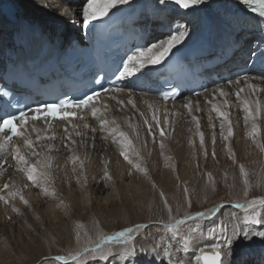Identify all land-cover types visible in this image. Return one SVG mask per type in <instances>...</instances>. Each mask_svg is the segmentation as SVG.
<instances>
[{
	"label": "bare ground",
	"instance_id": "1",
	"mask_svg": "<svg viewBox=\"0 0 264 264\" xmlns=\"http://www.w3.org/2000/svg\"><path fill=\"white\" fill-rule=\"evenodd\" d=\"M8 2H12L21 8L24 27L28 24H39L44 29L43 34L52 39V41L63 40L64 42H69L71 38L82 39L84 33L90 29L93 23L98 21H92L88 24L83 23L81 8L85 0H0V72L3 71L6 65V51L9 48H15L14 37L20 32L21 27L19 24H12L3 14L2 6ZM231 2L235 3L236 0H205L204 4L195 5L196 8L194 10L198 8L196 11L187 10L169 2L162 5L158 3V0H131L130 3H137L143 6L139 15V24L149 26L151 38L148 46L159 40L169 38L171 34H175L178 30L183 31L187 28L189 36L173 51L193 43L198 37L201 29L198 27L202 22L200 19L202 13L199 14V8H204L203 12H206L211 20L213 17V24L216 25V30H219L217 33L221 37L215 40L214 43H206L205 47L209 52L214 51L216 54H221L224 59L226 54L230 55L233 51L232 56L227 58L221 66V68H228L238 63L242 64L244 57L249 56V50L250 52L256 51L252 49L253 45L264 41V22L245 12L243 0H240V3L236 2L241 8L232 5ZM123 6L126 5L118 6V9ZM65 9L68 10V13H65ZM114 10L117 9H113L110 12ZM159 65H149L132 77L127 78L126 90L116 97L113 102L97 107L99 110L97 117L91 115L86 120H66L60 122L51 131H48L40 123H34L22 129L21 131L25 133V136L33 141V146L40 153V156L32 157L30 155V150L25 144L23 137H17L12 144H5L3 150H0V188L4 184H9L10 187L6 189L10 190V194L17 190L21 192L30 188H47L55 192H61L65 184H71L78 180L83 184H87L90 188L92 187L93 190L100 191L102 186L100 178H102V174L107 167L110 166L114 173H121V177H123L125 174L123 172L124 165L126 163L129 164L121 155L122 146L118 143L119 137L114 136L110 131L111 128L117 126L119 131L125 132L128 138L132 140V148L129 150L130 158L133 161L144 164V154L149 151L150 145L154 148L155 146L159 147L158 144L161 143L165 147L170 143H176V146H179L180 141L199 140L200 132H203L204 139L207 140H211L213 135L215 139L224 138L228 135L227 120L231 121L233 134L236 137L240 133L252 131L254 123L258 126L264 125V72H253L242 79H230L222 85H212L198 96L184 95L174 102H163L154 89L149 92L147 91L149 87L138 86L137 84L140 78L153 82L151 73ZM0 83H2L1 79ZM249 84L255 86V92L249 88ZM220 89L224 90L225 96L220 95ZM240 89H243V92L240 99H237L236 93ZM244 99H247L252 104L256 116L255 121L250 118L245 122L246 113L242 104ZM225 100H227V104H225ZM257 100L261 105V110L258 113L255 112V101ZM120 101H123V103L121 104ZM189 101H191V111L186 107ZM213 106L219 107L221 111L228 113L227 120L220 117L214 111ZM153 115L158 117L160 120L159 124L152 119ZM98 118H103L109 122V130L101 128ZM194 118L199 120V129L196 128V119ZM221 123L224 124L223 129L220 127ZM149 124L152 125V131L148 130ZM160 128L164 129L165 135L163 137L159 135ZM66 129L67 131H65ZM92 129H95V131H92ZM77 131L81 132L82 135L77 136ZM69 134H71L72 140H75V144H72L68 139ZM37 135L41 137L40 140L36 139ZM53 135L55 136L54 140L47 139V137ZM153 141H156L157 144L155 145ZM177 142L179 143L177 144ZM0 143H3V141L0 140ZM49 144L52 146L51 150H49ZM16 145L20 147L21 152L30 163H37V160L41 161L38 164V171L48 173L46 179L40 177L37 184H33L27 179V175L24 172L18 170L16 161L8 156L10 154L8 153L9 151H12L11 155H13L14 146ZM136 151H139V157L135 156ZM149 154L146 155L148 156L146 158L148 164L153 158V154L150 156ZM73 156L79 157V160L75 163L71 159ZM46 162H50V168L44 167ZM81 162L83 166H81ZM260 163V166L257 163H250L247 167L245 166V169L249 175L257 177L260 181V190L264 197V183H261V178L264 177V159H261ZM227 166L230 165L227 164ZM216 177L220 179L229 177L237 197L246 202L247 196H244L245 185L239 169V162L233 163V166H230L228 170L226 168V172L221 171ZM137 183L140 184L137 186ZM206 183L207 177L205 175L197 179L200 191L203 190V186ZM132 186L133 188L130 186L123 188L126 197L125 201L116 207L113 205L110 208L103 201H93L92 197L86 199L82 204H73L71 200H62L64 195L62 197L53 195V200L60 201V205H63L61 212H55L48 207L46 213L53 222L47 223L46 219L42 218L39 224L30 225L34 228V233L26 238L27 240L25 239L26 241L22 243L18 253L24 259L26 254L29 255V250L48 240L51 236V231L56 227L60 229L61 233L55 234L52 238L53 242L59 241V235H61L64 238L63 240L67 242L68 247L72 248L73 251L80 252L89 245L99 243L101 234L104 235L113 231L109 228L102 231L98 230V222L105 220V217H109L118 211L126 215L137 208L142 211V218L132 217L126 219L124 221L125 226L141 221L166 222L170 219L164 205L165 198L164 200L161 198V193L163 192L159 190L160 186L154 175L149 174L147 178L139 177ZM172 189L165 192L166 197L179 196V215L190 214V208L188 209L181 191ZM1 207L0 214H2ZM261 210L264 212V208H261ZM244 212L245 210L236 211L232 208L224 207L218 210L217 213L219 214L213 220H210V217L203 218L204 220H196H201L203 223L197 226L198 238L194 240V243L190 242L188 245L181 243L183 239L179 243L173 238L169 240L170 233H166L157 226H150L145 228L143 235L141 234L143 237L139 238L137 243H135V247L151 248L155 246L159 249L161 244H164L167 245V248L160 255L164 256L165 264H169V256L173 260L177 257L182 258L184 264H196L193 258L194 254H199L200 248L211 251L213 243L221 242L225 236H232L234 229L247 231L244 226L246 223ZM173 215L172 217H174ZM209 215L207 214L206 216ZM219 218H222L221 223L224 231L215 229L213 233V228H209V225L212 222H216ZM4 226L9 228L8 231H13V229L21 231L27 230L29 224L21 223L18 219L11 218ZM228 226L230 228H227ZM191 228L188 224L183 229L187 231L183 236H187L190 241L193 238ZM205 232H211V235L203 237L202 234L205 236ZM77 233H79V239L76 238ZM161 236L164 237L163 241L160 239ZM180 245H183L187 250L181 248ZM126 247L124 244L112 243L108 250L109 255L113 252L119 255ZM234 249L236 261L243 259L247 261V264H261V261L264 260V248L244 253L235 244ZM242 252L244 254H241ZM51 255H54V253L48 252L44 255H35L29 264H37L38 262L41 264L44 256L49 257ZM149 255L152 257L151 253ZM0 264H13V262L0 261ZM49 264L59 263L49 261ZM87 264H96V262L89 261ZM99 264H104L103 259Z\"/></svg>",
	"mask_w": 264,
	"mask_h": 264
},
{
	"label": "rangeland",
	"instance_id": "2",
	"mask_svg": "<svg viewBox=\"0 0 264 264\" xmlns=\"http://www.w3.org/2000/svg\"><path fill=\"white\" fill-rule=\"evenodd\" d=\"M231 4L241 8L236 2L235 4L234 2H231ZM196 10H198V8ZM204 10L205 9L202 7L199 8V14ZM200 19H202L201 15ZM201 24L198 28H201ZM209 25L211 26V30L205 43L211 44L221 37L218 35L219 33H217L219 30H216V25L213 24V17L212 20H210ZM250 132H245L243 134L240 133L237 137L233 134L229 136L227 140L223 137L215 139L214 144L212 139H204L203 146L200 144V139H192L186 142L182 140L184 142L180 141V143L177 142V144L179 143L181 145H179L180 147L178 145L176 146V143H174L175 145L170 143L169 145H166V147L164 146L165 148H161V144H158L159 147L155 146L154 148L150 145L149 151H146L144 154V164L134 161V163H139L141 168H146L147 173L139 171L135 169L133 165L126 163L123 171L125 174L121 177V173H114L113 169L109 166L106 170L110 173L112 178L111 180L105 179L104 170L102 178H100L102 180L100 191L96 189L93 190L92 187L90 188L87 184H83L78 180L71 184H65L64 189L61 192H55L52 189H48V193L45 194L44 189L42 188H30L21 191L25 199L29 201V203L25 205L18 196H10L9 189L1 187L0 196L7 197L9 203L5 204L3 200H0V206H2V214H0V261H10L13 262V264H29L35 255H44L48 252H53L54 255L49 257L44 256L43 258L47 257L49 261H55L59 264H87L89 261L101 262L102 255L109 254L108 250L110 249L112 242H103L100 249L95 252L91 251V248L95 243L85 247L90 249L87 253L84 252L85 248L80 252L73 251L72 248L68 247L67 242L63 240L64 238L61 235H59V241L53 242L52 238L55 234L61 233L60 229H57V227L51 231V236L48 240L41 242L35 248L29 250V255L26 254L24 259L18 253V249L22 243L27 240L26 238L34 233V228L30 225L39 224L42 218H45L47 223L53 222L46 213L48 207L55 212H61L63 205H60V201L53 200V195H56V197H62V195H64L62 200H71L73 204H82L86 199L92 197L93 201L105 202L109 208L113 205L116 207L118 204L125 201L126 197L123 188L129 186L133 188L132 185L139 179V177L147 178L149 174L154 175L157 179L158 185L160 186L159 190H161L164 195L161 196V198H163V200L164 198L167 199L168 205L172 208V215L174 214L173 216L176 219H180L184 215H179V196L176 195L169 198L165 195V192L171 188L175 191H181L188 209L190 208V214L194 215L197 212L207 213L209 210L214 213V215H205L198 219L204 220L203 218L210 217V220H213L220 213H217L218 210L224 207L232 208L236 211L245 210V217L250 215L252 210L246 211V209L236 206L237 203H245V200L242 201L237 197L229 177H224L223 179L216 177L221 171L226 172V168L228 170V168L233 166V163L235 164L236 162H239V165L243 164L246 167L250 163H257L259 166L261 165L260 160L264 159V150L260 147V145H264V125H259V133L255 136V139L249 136ZM153 143H155V145L157 144L156 141H153ZM153 143L152 145L154 146ZM176 147L177 149H175ZM150 148L153 150H150ZM229 149H231V154ZM205 151L207 152V156L204 154ZM11 152L12 151L8 152L10 153L8 156L12 158L13 155H11ZM213 152H215V155H213ZM148 154L149 156L153 154V158L155 157L154 159L152 158L149 164L146 160V158H148L146 155ZM232 154H234L235 160H233ZM227 164L230 166H227ZM208 173H211V180L208 177ZM204 175L207 177V183L204 184L203 190L200 191L199 185H197V179ZM248 177L251 187L247 189L248 195L246 201L253 198L263 197L260 190V181L257 177L251 175H248ZM139 184L140 183H137V186ZM185 189H187V192ZM188 200L191 201V206H189ZM13 208L19 209V211H14ZM257 210L262 211L259 207ZM132 217L138 219L142 218V211L137 208L135 211H132V213L127 215L122 214L120 211L113 213L109 217H105V220L98 222V230L112 229V232L104 234L105 236H108L128 227L136 228V232L132 234L135 237L134 244L137 243L139 238L143 237L142 235L146 230L144 226H147L146 228L157 226L161 230H164L163 228L165 225L163 223L161 224V221H141L125 226L124 221ZM9 218H16L21 223L29 224L28 231L25 229L21 231L14 229L13 231H8L9 228L4 226V224H7ZM221 219L219 218L216 222H212L209 225V228L220 229V226H222ZM201 220L196 222L189 221L187 222V225L189 224L191 227L197 228L200 223H203ZM102 223L106 225H103ZM137 225L140 227L137 228ZM187 225H183L179 233L172 236V238L175 240L180 239L179 241H181L182 237L184 238L183 235L187 233V231L183 230ZM244 226L249 232L254 230H264L260 225L251 224L249 222H246ZM227 228L230 227L228 226ZM139 229H142L143 232ZM161 230L159 231L161 232ZM210 235L211 232H205V236L202 234L203 237H208ZM181 243L184 244L182 241ZM236 245L239 246L244 253H250V251L264 248V242H262V238L260 237H255L251 242L241 239ZM180 246L185 249L183 245ZM243 252L241 254H244ZM76 253H80V256L78 259L72 260L71 257L76 256ZM195 255L193 259H195ZM58 257H68V259L61 260L58 259ZM147 258L149 260L151 259L149 254ZM156 258H160L156 259V264H160L161 259L164 260V256L162 257V255H158ZM103 262L104 264H107V262ZM37 264H39V262Z\"/></svg>",
	"mask_w": 264,
	"mask_h": 264
},
{
	"label": "snow or ice",
	"instance_id": "3",
	"mask_svg": "<svg viewBox=\"0 0 264 264\" xmlns=\"http://www.w3.org/2000/svg\"><path fill=\"white\" fill-rule=\"evenodd\" d=\"M131 0H85V3L83 7L81 8V16L84 24H88L92 21L100 20L103 17L108 16L109 12L113 9H118V6L121 5H129ZM237 3H240V0H236ZM158 3L160 4H166V0H158ZM175 3L177 5L182 6L184 9H189L191 6L194 5H202L205 3V0H175ZM243 4L250 6L251 11L253 13H257L259 18L261 20H264V0H243ZM65 13H68V10H64ZM189 36V32L187 28H185L183 31H177L175 34H171L169 38L159 40L155 43H152L150 46L147 47H138L134 49L133 53L131 55L127 56L126 62L122 64V71L119 72L118 79L124 78V77H132L135 73L140 72L142 69L146 68L149 65H159L163 61H165L166 58L169 57V55L172 53L173 49H175L178 45H181L186 38ZM258 48H261L259 52H256L254 54L264 56V41H261L258 45ZM249 88L252 89L253 92H255V86L252 84H249ZM105 92H108V89H104ZM243 92V89H240L236 93L237 99H240L241 93ZM219 93L221 96H225L226 93L223 89L219 90ZM7 95V93H5ZM100 96L99 92L92 91L90 95H84L83 98H63L59 99L56 102L52 103H43L38 104L35 108H29L28 111L19 110V114H13L11 112H3V114H0V134H4V143H0V150H3L5 143L11 144L14 137H23L25 140V144L27 145L28 149L30 150V155L32 157H39L40 153L35 150V147L33 146V141L31 139H28L25 136V133L21 131V128L24 127V125L28 122V120L31 118L32 120L42 119V118H51L53 120L55 119H68L70 117H76L77 111L79 109H86L90 105L91 107V113L93 117H97L98 109L93 105V101L96 100ZM122 104L123 101H120ZM225 104H227V100H225ZM243 104V110L246 113L245 115V122L248 121V119H252L255 121L256 116L254 114V109L251 103L247 99L242 100ZM133 103V107H134ZM151 107V105H149ZM188 107L189 111H191V101L186 105ZM214 111L220 116L223 117L225 120H227L228 113L221 111L219 107L213 106ZM68 109H75L73 111H69ZM261 110V105L259 101H255V112L258 113ZM30 113H32L30 117ZM143 115V114H142ZM99 123L101 125V128L104 130H109V122L103 118H98ZM152 119L159 124L160 120L158 117L153 115ZM196 119V128L199 129L200 124L198 118ZM147 123V121H145ZM228 128L227 132L228 135L224 137L225 140L228 139L229 136L233 134L231 121L227 120ZM75 127V126H74ZM87 127V125H85ZM221 129L224 128V124L221 123L220 125ZM148 130L152 131V125L149 124ZM67 131V129L65 130ZM92 131H95V129H92ZM110 131L114 134V136L119 137L118 143L122 146L121 155H123L124 159L128 161L129 164L133 165L135 169L139 171H143L147 173L146 168H141V165L139 163H134L133 159L130 158L129 150L132 148V140L128 138L127 134L123 131L118 130V126L115 128H111ZM259 133V126L255 123L253 124L252 131L249 133V136L253 137L255 139V136ZM77 136H81L82 133L77 131ZM159 135L163 137L165 135L164 129L160 128ZM200 136V144L203 146L204 144V134L203 132L199 133ZM37 140H40L41 137L37 135ZM48 140H54L55 136L47 137ZM68 139L71 141L72 144H75V140H72L71 134L68 135ZM213 144L215 143V136L212 137ZM161 148L164 147L163 143H161ZM49 150H51V145L49 144ZM261 149L264 150V145H260ZM229 152L231 154V149H229ZM205 156H207V152L205 151ZM139 151L135 152V156L139 157ZM213 155H215V152H213ZM233 160H235L234 154H232ZM12 159L16 161V166L19 171L24 172L27 175V179L31 181L33 184H37L38 179L40 177L47 178L48 173L46 172H39L38 171V164L41 163L40 160H37V163H30L29 160L26 158V156L21 152V149L18 145L14 146V152ZM73 163H75L77 160H79L78 156L71 157ZM142 159V158H141ZM7 163V161H5ZM81 166H83V163L81 162ZM45 168H50L51 164L50 162L44 163ZM240 172L243 176V183L245 185V191L244 196L248 195V188L251 187L250 181L248 179V172L245 169V166L243 164L239 165ZM75 170V169H73ZM105 179L111 180L110 173L105 169L104 173ZM208 177L211 180L212 176L211 173H208ZM261 183H264V177L261 178ZM4 188H9V184H4ZM187 192V189H185ZM45 194L48 193V189L44 188ZM54 194V193H53ZM12 197L18 196L21 201L25 205L29 203L27 199H25L24 195L19 191L12 192L10 194ZM161 196H163V193H161ZM0 200H3L5 204L9 203V200L7 197L0 196ZM189 206H191V201L188 200ZM164 205L167 209V213L169 215L168 221H162L165 225L164 231L166 233H170L171 235L168 237L169 240L172 239V236L177 235L181 229V226L186 225L189 221H196L198 218L203 217L207 214H212L211 210H209L208 213L205 212H197L194 215L192 214H185L182 218L176 219L172 217V208L170 205H168L167 199L164 200ZM237 207L245 208L247 210H252L251 214L245 217L246 222H249L251 224L260 225L261 228H264V212L257 210L259 208H264V197L259 198H253L249 201H246L245 203H237ZM222 207V206H221ZM14 211H19V209L13 208ZM10 219V218H9ZM140 227L137 225V228ZM145 228L147 226H144ZM136 228L128 227L121 231H117L113 233L112 235L105 236L103 234L100 235V243L95 244L92 246L91 251L95 252L96 250H99L101 247V244L105 241L112 242L115 244H124L127 247L124 248L121 253L118 255L116 252H113L111 255L109 254H103L102 259L103 261L107 262V264H156V257L160 255L162 252H164L167 248V245L161 244L160 248L157 249V247L153 246L151 248L147 247H141L136 248L134 241L135 237L132 235L134 232H136ZM220 230L224 231L223 226H220ZM215 229H213L214 233ZM191 232L193 234V238L190 241L187 236H185L183 239V243L185 245H188L190 242L194 243V240L198 238L197 235V228L192 227ZM255 237L262 238V242H264V230L259 231H244V230H233L232 236H225L221 242H215L212 244V250L207 251L203 248L199 249V254L195 255V262L196 264H247L246 260L241 259L240 261H236L234 258V246L235 244L239 243V241L246 240L251 242ZM77 239H79V233H77ZM161 241H163L164 237H160ZM177 243H179V239L177 240ZM185 250H187L185 248ZM89 248H85L84 252H89ZM152 254L151 259L149 260L148 254ZM80 256V253H77L76 256L71 257L72 260L78 259ZM122 257V258H121ZM58 259L65 260L68 259V257H58ZM41 264H49V260L47 257L43 258ZM96 264H99V262H96ZM160 264H165L164 260L161 259ZM169 264H184V261L182 258L177 257L173 260L171 256H169ZM261 264H264V260L261 261Z\"/></svg>",
	"mask_w": 264,
	"mask_h": 264
},
{
	"label": "water",
	"instance_id": "4",
	"mask_svg": "<svg viewBox=\"0 0 264 264\" xmlns=\"http://www.w3.org/2000/svg\"><path fill=\"white\" fill-rule=\"evenodd\" d=\"M168 1L175 3V0H168ZM195 8H196V6L194 5V6H191L189 9L193 10ZM2 12L12 24H19L22 20L21 8L12 2H8V3L4 4L2 6Z\"/></svg>",
	"mask_w": 264,
	"mask_h": 264
}]
</instances>
